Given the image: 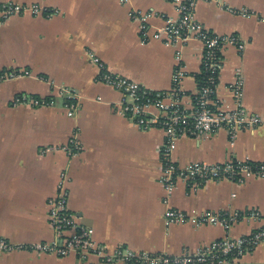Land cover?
I'll list each match as a JSON object with an SVG mask.
<instances>
[{"label": "crops", "instance_id": "obj_1", "mask_svg": "<svg viewBox=\"0 0 264 264\" xmlns=\"http://www.w3.org/2000/svg\"><path fill=\"white\" fill-rule=\"evenodd\" d=\"M8 2H41L50 16L0 19V71L29 73L0 82V238L19 245L54 241L48 200L56 196L64 175L70 213L111 250L124 246L136 252L178 255L226 236L247 235L261 226L258 220L242 221L229 232L220 225L168 226V207L191 217L205 211L264 210V178L244 184L209 182L198 190L180 182L167 204L159 183L162 129L139 128L122 112L121 92L99 82L101 64L105 71L164 92L171 89L174 73L181 67L187 74L184 91H196L201 45L144 42L140 22L131 18L133 11L174 17L171 2L0 0V5ZM196 15L212 33L238 35L246 46L243 58L234 49L225 51L218 97L232 104L226 85L241 68L244 105L264 119V0H198ZM164 24L163 18L155 17L149 27L162 30ZM68 93L77 96L73 116L66 107ZM21 95L53 104L14 105ZM151 112L156 114L154 109ZM72 142L81 147L74 155L62 149ZM233 158L264 163V127L242 129L234 141L225 129L207 139L184 136L173 155L174 163L182 166ZM0 264L87 263L76 256L20 251L0 253ZM239 264H264V248L246 254Z\"/></svg>", "mask_w": 264, "mask_h": 264}, {"label": "built area", "instance_id": "obj_2", "mask_svg": "<svg viewBox=\"0 0 264 264\" xmlns=\"http://www.w3.org/2000/svg\"><path fill=\"white\" fill-rule=\"evenodd\" d=\"M127 1L122 0V3ZM166 1L174 5L176 16H167L155 11H133L131 18L140 22V32L144 42L156 41L166 45H174L177 42L199 43L202 53L199 74L203 72L207 74L204 85L197 86L194 93L187 94L182 87L187 74L183 68L178 67L173 76L171 89L153 92L123 76L105 71L98 58H94L93 61L100 64L102 73L99 82L123 95L122 112L145 131L159 127L164 132L165 140L160 149L159 183L165 193L164 202L168 204L180 182L189 190H198L209 182L228 180L244 184L251 178H264V163L237 161L233 158L224 163L197 161L182 166L173 161L179 141L184 136L207 139L225 129L231 141H234L242 129L254 131L264 127V119L250 113L244 105V75L241 68L235 70L233 80L226 85L232 104H226L217 95L220 75L224 68L225 51L234 49L243 58L246 52L245 43L238 35H216L204 26L196 15L198 0ZM22 14L50 16V11L44 8L41 2L32 5L8 2L0 5L2 21ZM155 17L164 19L162 30H153L151 26L149 27L150 21ZM28 74L27 71L1 70L0 82ZM76 98V94L68 93L70 102L66 107L70 116H73L77 110ZM186 100H189V105L186 104ZM13 104L42 107L51 106L53 103L29 95H21ZM151 109H154L156 114L152 113ZM62 149L74 155L80 152L81 147L78 143L72 142L70 147L65 146ZM65 184L64 175L58 184L56 196L48 200V217L54 231V241L19 245L0 238V253L24 251L59 258L76 256L87 264H239L246 254L264 248V210L218 213L205 211L191 217L181 210L168 207L166 211L168 226L220 225L227 232L246 220H258L261 226L247 235L237 238L226 236L195 251L185 249L178 255L136 252L124 246L111 250L94 239L92 228L81 224L78 217L70 213L69 194Z\"/></svg>", "mask_w": 264, "mask_h": 264}, {"label": "trees", "instance_id": "obj_3", "mask_svg": "<svg viewBox=\"0 0 264 264\" xmlns=\"http://www.w3.org/2000/svg\"><path fill=\"white\" fill-rule=\"evenodd\" d=\"M196 77V81H197V85H198V87H200V86H202V85H204V82H205V79H206V76H207V74L206 73H201V74H197V75H195ZM163 132V131H162ZM164 133V132H163Z\"/></svg>", "mask_w": 264, "mask_h": 264}, {"label": "rangeland", "instance_id": "obj_4", "mask_svg": "<svg viewBox=\"0 0 264 264\" xmlns=\"http://www.w3.org/2000/svg\"><path fill=\"white\" fill-rule=\"evenodd\" d=\"M193 162H197V161H193ZM193 162H191V163H193ZM185 185V184H184ZM186 186V185H185ZM212 212H214V211H212ZM215 213H218V212H215ZM182 225H184V224H182ZM203 247V246H202ZM194 251V250H193Z\"/></svg>", "mask_w": 264, "mask_h": 264}]
</instances>
